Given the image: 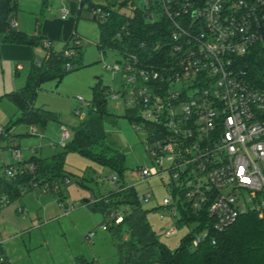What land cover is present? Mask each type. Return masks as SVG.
<instances>
[{
    "label": "built area",
    "instance_id": "2783aa9c",
    "mask_svg": "<svg viewBox=\"0 0 264 264\" xmlns=\"http://www.w3.org/2000/svg\"><path fill=\"white\" fill-rule=\"evenodd\" d=\"M142 5L149 10L150 21L160 13L170 30L152 45L153 62L120 54L108 67L122 75L109 97L141 119L132 125L144 132V148L152 164L133 173L142 180L170 175L167 185L173 200L164 198L163 205L170 206L172 216L179 215L181 206L187 215L197 217L188 223L194 228L201 225L190 239L191 247H196L212 238L211 231L227 229L240 216L264 218V86L252 85L236 63L264 41V0H142ZM90 13L103 21L109 11L95 5ZM9 26L16 23L10 19ZM41 43L44 48L51 45L45 38ZM78 45L76 37L63 49L64 56L73 57V46ZM64 68H72L70 60ZM77 100L90 104L81 97ZM29 131L37 130L31 125ZM8 134L0 127V138H7L15 160L2 171L13 177L23 160L17 141ZM69 138V130L62 126L60 140L51 145L62 148ZM110 180L116 183L117 175ZM26 191L20 189L21 194ZM5 201L6 196L0 195V205ZM121 219L116 214L114 221ZM2 263L6 260L0 253Z\"/></svg>",
    "mask_w": 264,
    "mask_h": 264
},
{
    "label": "rangeland",
    "instance_id": "374dc122",
    "mask_svg": "<svg viewBox=\"0 0 264 264\" xmlns=\"http://www.w3.org/2000/svg\"><path fill=\"white\" fill-rule=\"evenodd\" d=\"M71 1L75 3L74 9L69 3ZM69 2L56 1L54 5L48 2V6L42 9V0H17V14L21 15L22 22L20 31L32 33L36 28L35 19L42 9V19L57 20L60 22L59 27L68 22L67 37L73 31L79 37L83 66L65 73L60 82L52 79L43 82L34 102L36 107L59 114L60 121L47 120L44 124H37L38 130L34 135L29 132V128L36 125L35 122L31 125L21 121L11 124L17 112L3 94L25 84L28 65L15 75L9 64L4 63V67L0 68V127L10 125L8 136L16 141L18 138L22 160L30 159L31 147H39L40 143L41 148L36 156L48 157L62 150L58 145H50L60 140L61 125L68 127L70 133V128L86 117L87 106L77 98L88 102L92 98L93 88L104 89L107 110L119 116L115 123H106L105 128L123 148L126 170L123 179L114 183L110 180L114 176L111 169L76 151H69L65 157L64 170L70 173V177L65 179L62 186L65 194L63 199L56 197L49 189L36 186L0 206V232L5 238L1 247L6 257V263L2 264H76V256H82L88 264H118L115 245L108 231L100 226L102 215L89 211L82 203L93 195L98 198L108 195L111 190H117L121 181L133 187L140 206L147 211L149 224L168 247L174 249L183 237L193 232L194 224H176L179 215H170V206L163 205L164 198L173 200L167 185L170 180L168 173L147 180L137 179L133 174L138 167H149L152 163L144 148V132L122 116L126 111L125 104L109 97V90L119 87L122 75L108 67L113 66L120 56L113 51H107L105 56L99 53L96 46L99 24L88 9V2L104 5L106 0H86L83 6H80V0ZM136 3L142 4V0H136ZM61 37L59 34L48 38L52 49L61 47ZM44 54L42 45L35 47L36 58H42ZM39 135L43 136L42 142ZM8 143L6 137L0 138V172L4 165L15 162ZM70 204L73 205L71 209L67 208ZM17 207L23 208V211L18 212ZM129 210L126 207L124 212ZM160 214H164V217L160 218ZM171 229L174 232L169 234ZM89 232L94 235L89 237Z\"/></svg>",
    "mask_w": 264,
    "mask_h": 264
},
{
    "label": "trees",
    "instance_id": "16d2710c",
    "mask_svg": "<svg viewBox=\"0 0 264 264\" xmlns=\"http://www.w3.org/2000/svg\"><path fill=\"white\" fill-rule=\"evenodd\" d=\"M85 2L86 0H81V5ZM95 5L88 2V9ZM100 6L109 11V14L103 21L96 20L99 24V40L96 44L98 51L103 56L107 51L119 55L132 53L144 63L153 62L151 47L168 34L170 28L167 19L159 13L156 20L150 21L149 10L142 4H137L136 0H106ZM122 8L128 10L122 11ZM15 9V0H0V43L32 47L42 45L43 38L40 35L28 34L9 26ZM76 37V33H73L69 43ZM73 47L76 54L71 58L64 56L63 50L45 48L43 58L30 62L25 84L3 94L17 112L11 124L21 121L27 124L35 122L37 125L44 124L47 120H59V114L37 108L34 102L43 82L51 79L60 82L65 73L83 66L81 46ZM68 60L72 64L69 71L64 68ZM236 60L238 68L252 85L264 86V41L254 44ZM122 116L130 123L141 120L135 111L129 109ZM118 117L107 110L104 89L93 88L86 117L70 128V138L62 150L48 157L31 156L22 162L21 171L13 177L5 176L1 171L0 195H5L9 202L22 195L21 188L29 191L41 186L63 199L65 194L62 186L65 179L70 177V173L64 170L65 157L69 151H76L108 167L117 175L119 182L126 170L125 152L105 128L106 123H115ZM9 127L10 125L4 129L7 131ZM145 127L149 128L150 125L145 124ZM26 164H32L33 168L29 169ZM85 204L90 211L102 215L101 226L105 225L113 240L118 264H264V218L253 214L240 216L223 231H211L212 238L203 240L196 247L190 245V232L180 240L177 247L171 249L160 240L159 233L152 229L147 211L140 206L133 187L125 185L123 181L117 186V190H111L108 195L98 198L93 195ZM126 207L130 208L128 212H124ZM116 214L122 217L118 223L114 221ZM195 219L197 217L187 215L179 206L178 225L188 224ZM200 228L201 225L193 230ZM76 262L88 264L80 256L76 257Z\"/></svg>",
    "mask_w": 264,
    "mask_h": 264
},
{
    "label": "crops",
    "instance_id": "0c3cea01",
    "mask_svg": "<svg viewBox=\"0 0 264 264\" xmlns=\"http://www.w3.org/2000/svg\"><path fill=\"white\" fill-rule=\"evenodd\" d=\"M56 1H61V2H69V0H42V9H44L45 7L48 6V4L50 3V5H54ZM49 2V3H48ZM71 3V8L74 9L76 6H75V3L74 1H71L69 2ZM15 4H16V9L12 15V18L11 20H13L15 23H16V26L14 27L15 29L17 30H21L22 28V22H21V15L20 14H17L18 13V7H17V0H15ZM80 6H83L81 5V0H80ZM40 9V14L37 16V18L35 19V22H36V28L34 29V31L32 33H29V32H26L28 34H36V35H40L42 38H45L48 40V38H51L53 36H59V34H61V38H63L62 40V45L60 48L58 49H54V50H57V51H60V50H63L66 46L67 43H69V38L70 36L73 34V33H76V31H73L70 35H68L67 37V33H68V28H69V25H68V22H64V26H60L59 27V21H55V20H50L48 18L46 19H42V16H43V10ZM90 10V9H89ZM91 15V13H90ZM64 18V17H62ZM93 18V17H92ZM44 20V21H43ZM53 25H55L56 27H54ZM23 32V31H22ZM77 34V33H76ZM79 38V37H77ZM52 46V44L50 45V47ZM80 46H81V43H80ZM44 48V47H43ZM52 48V47H51ZM45 49V48H44ZM81 51H82V48H81ZM83 52V51H82ZM100 53V52H99ZM102 55V54H101ZM103 56V55H102ZM43 58V57H42ZM82 58H83V54H82ZM41 59V58H39ZM38 58H36V55H35V47H32V46H29V45H21V44H8V43H0V68L1 67H4V63H8L9 66L11 67V69H13V73L15 75L18 74V71H21L23 69V66H26L28 65L29 67V64L31 61L33 60H39ZM3 70V68H2ZM28 70V69H27ZM27 73V72H26ZM17 88H13L9 91H12V90H15ZM7 91V92H9ZM5 92V93H7ZM35 106V104H34ZM36 107V106H35ZM39 108V107H37ZM40 108H43V107H40ZM44 109V108H43ZM47 110V109H46ZM60 121V117H59V120ZM31 125V124H30ZM36 127V130H38L37 128V125H33ZM64 126V128H66L68 130V127H66L64 124L61 125V127ZM30 132V131H29ZM31 133V132H30ZM33 134V133H31ZM34 135V134H33ZM40 137V141L42 142V138L43 136L42 135H39ZM60 137H61V129H60ZM17 139V143L19 144V140L18 138ZM54 143V142H53ZM51 145V144H50ZM57 145L55 146H52L51 147H56ZM41 148V143H40V146L39 147H31L30 149V152L32 153V156L33 155H36V153L40 150ZM21 159H22V156H21ZM25 161V160H23ZM134 174V173H133ZM135 175V174H134ZM137 178V177H136ZM138 179V178H137ZM125 185H127L125 183ZM128 186V185H127ZM27 192V191H26ZM25 192V193H26ZM23 193V194H25ZM92 198V197H91ZM86 200L83 201V205L86 206ZM87 207V206H86ZM89 210V209H88ZM90 211V210H89ZM102 221V220H101ZM100 226H101V222H100ZM106 229V228H105ZM90 233V232H89ZM89 235V234H88ZM94 235V234H93ZM92 235V236H93ZM92 236H89V237H92ZM111 237V236H110ZM112 239V238H111ZM5 240L4 236H1V232H0V253H2V255L4 256L5 260H6V257L5 255L3 254V250H2V247H1V243ZM113 241V240H112ZM77 257V256H76ZM76 257H75V261H76ZM81 258H83L82 256H80ZM85 261L86 259L83 258ZM87 262V261H86ZM88 263V262H87ZM77 264V262H76Z\"/></svg>",
    "mask_w": 264,
    "mask_h": 264
}]
</instances>
